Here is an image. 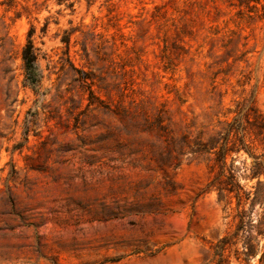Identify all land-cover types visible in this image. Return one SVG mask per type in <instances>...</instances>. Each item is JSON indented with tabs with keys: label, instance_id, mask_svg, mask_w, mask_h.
Wrapping results in <instances>:
<instances>
[{
	"label": "rangeland",
	"instance_id": "rangeland-1",
	"mask_svg": "<svg viewBox=\"0 0 264 264\" xmlns=\"http://www.w3.org/2000/svg\"><path fill=\"white\" fill-rule=\"evenodd\" d=\"M249 15L232 0H0V264H205L238 202L206 192L193 149L238 102L264 116V18ZM235 249L227 264H247Z\"/></svg>",
	"mask_w": 264,
	"mask_h": 264
},
{
	"label": "trees",
	"instance_id": "trees-1",
	"mask_svg": "<svg viewBox=\"0 0 264 264\" xmlns=\"http://www.w3.org/2000/svg\"><path fill=\"white\" fill-rule=\"evenodd\" d=\"M231 1V0H230ZM241 11L246 9L249 16L257 12L259 6L264 11V0H232ZM36 28L31 27L28 43L23 49L22 60L25 72V82L39 85L41 75L38 70V54L33 36ZM71 44V38L65 41ZM225 120H219V128L215 129L206 143L199 139L193 153L205 154L209 157V168L213 177L206 188V192L216 191L221 198L232 204L237 200L236 215L230 229L217 242H209L205 264H227V252L235 249L239 262L249 264L258 258L259 264H264V212L256 213L255 205H264V116L254 107L247 108L242 102L237 108L228 109ZM231 116H233L231 118ZM247 154V160L239 162V156ZM239 162V163H238ZM256 181L254 191L247 192L242 180ZM254 195L250 209L246 204Z\"/></svg>",
	"mask_w": 264,
	"mask_h": 264
}]
</instances>
